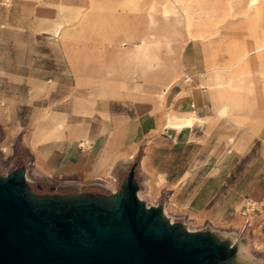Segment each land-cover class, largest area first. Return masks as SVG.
Instances as JSON below:
<instances>
[{"label": "crops", "instance_id": "obj_1", "mask_svg": "<svg viewBox=\"0 0 264 264\" xmlns=\"http://www.w3.org/2000/svg\"><path fill=\"white\" fill-rule=\"evenodd\" d=\"M61 1L40 0L36 8L38 16L54 17V6ZM14 84L24 85L23 91L11 92V97L7 98L13 104L14 121L17 118L16 122L31 126L32 130L37 112H66L67 126H72L68 133L65 128L64 138L39 143L36 150L28 143L32 136L25 134L22 158L33 165L25 172L28 181L47 183L64 192L86 191L88 195L108 198L123 189L133 171L135 181L145 183V189L141 190L146 197L148 180L156 177L164 184L161 194L170 193L169 200L176 194L181 208L169 210L177 218H171L167 211V220L171 218L172 224H179L185 231L210 233L218 242L244 246L243 264H264V213L258 215L251 226H239L240 218L243 222L240 210L245 202L264 198V139L260 135L264 133V112L258 114V128L249 130L251 138L247 144H243L245 136L237 142L240 151L228 149L217 162V152L212 149L218 150L221 145L213 147L218 138L208 137L206 133L209 116L217 114L204 111L205 103L198 92L193 94L195 103L189 105V98L174 100L169 89L167 109L177 103L178 110L162 109L153 113L144 109L145 103L113 98L97 101L93 111L88 106L85 111H79L76 104L79 99L74 96V111H71L58 104L63 95L59 82L49 88L39 81L11 80V86ZM192 107L196 108L198 116L205 118L202 122H195L190 130L162 129L167 112L188 114L186 111ZM21 129L22 126L15 132L16 137ZM11 139H14L12 135ZM207 141L213 142L212 145ZM129 151L133 154L126 157ZM115 155L119 157L112 164ZM169 203L162 206L167 210ZM154 206L152 202L148 209ZM161 215L163 217V213Z\"/></svg>", "mask_w": 264, "mask_h": 264}, {"label": "rangeland", "instance_id": "obj_2", "mask_svg": "<svg viewBox=\"0 0 264 264\" xmlns=\"http://www.w3.org/2000/svg\"><path fill=\"white\" fill-rule=\"evenodd\" d=\"M70 1L72 2L69 5H73L85 0ZM101 1L100 4L104 8L103 11H107L105 7L111 5L110 0ZM39 2L40 0H0V178L4 179L10 176L14 170H18L23 175L25 188L32 202L38 206L61 208L95 200L108 208H112L115 206L117 196L121 191L115 197L114 195L108 198L98 197L88 195L86 191L64 192L56 190L47 183H40V181H37L39 182L37 183L34 181L36 183L33 184L25 178L26 169L33 166L30 162L26 163L25 159L22 158L25 134L29 133L32 136L28 143L34 150H36L35 148L39 143L58 139L52 138L41 141L33 139L36 125L41 124L45 119V115L51 112H37V116L32 121V130L31 126H23L16 122L17 118L14 121L13 104L7 98L11 97V92L19 89L22 90L24 85L21 84L19 87V85L14 84L11 86V80L18 82L27 80L29 83L39 81L47 85V88L55 87L56 83L59 82L61 88H63V95L58 104L71 111H74L72 104L74 96L83 105L90 107V110L93 111L100 89L115 93L108 94L104 98H99L98 102L113 98H130L145 103L144 109L153 113L158 110L162 111V109L167 111L172 108L178 110L179 106H177V103L175 105L170 104L167 109V96H165L162 102L154 98L156 96L155 93L161 90V84L163 83L144 81V78L140 75V65L135 59L134 52L123 51L126 46L123 45L122 41L127 34L131 35L136 41L139 40L136 37L137 21L139 20L137 13L126 8L123 9L120 5H117L119 11H115V14H119V17L117 15V17L115 16L116 18L110 16L107 12L105 14V20L109 23L110 28L109 30L107 29L108 31L100 30L101 32H94L90 28H85L80 33H77L76 36H73L70 41H66L61 35L55 36L50 32L35 31L32 28L34 17H40L36 12ZM85 4L86 6H90L93 4V0H86ZM57 6L58 4L53 9L54 17L56 16ZM31 7L34 8V12L29 10ZM83 17L81 15V18ZM181 28L183 38L186 39V30L183 26ZM159 36L162 37V34L160 33ZM227 36L226 40L229 42L235 40L236 45L234 47L233 45L225 48L222 47L223 50L217 54L218 62L215 63L207 62L204 52L205 45L202 40H185L180 58L182 73L180 79L169 90V92L174 94V100L185 97L189 98V105L190 103H195L193 98L195 97V93L198 92L205 103L204 111L217 114L214 117L209 116L206 131L208 137L217 136L218 138L213 147L221 145L218 150L212 149V152H217V162L226 155L223 153L228 149H230L229 151H240L237 147V142L247 136L249 130L258 128L257 122L260 117L258 114L259 112H264V82L260 79L258 61L253 52L250 54L248 60L244 58L246 52H244L242 42H246L250 47H253V38L248 36L242 27L228 32ZM112 42H116L118 45L117 49L122 52L120 55H117V59H114V46ZM96 49L99 51V54L95 57L94 51ZM112 55L113 64L104 80L79 82V77H86L95 70L103 74L101 67L106 61L110 60ZM215 72L220 73L222 80L226 81V83L242 85L240 87H233L231 89L232 98L226 97L223 100V102L229 103L227 116H221L214 111V103L218 102V100L204 84L208 74L213 75ZM184 73L194 75V87L191 88L184 81ZM121 88H125L128 91H140V93L145 95V98L138 100L133 96L116 94V91L119 92ZM199 96L197 97L199 98ZM50 103L52 104L53 102L51 101ZM194 109L196 108H188V111ZM20 126H22L21 132L16 137L15 132L20 129ZM68 126H66L67 133L72 128L71 125ZM11 135L14 139H11ZM260 135L264 139V133L261 132ZM212 143L207 141L208 145H212ZM137 184L138 188L145 189L141 185V182ZM155 186H152L154 188L149 186L146 192H144L147 195L146 200L149 205L152 202L155 205H162L170 201L167 211L181 210L176 202V194L169 200L170 193L169 195L167 193L161 194L164 184L159 185L160 188L156 186L158 190ZM175 190L178 191L179 187H175ZM242 204L237 206L238 211ZM171 211H169L171 218H177ZM239 226L240 228L243 226L241 218ZM182 230L184 229L182 228Z\"/></svg>", "mask_w": 264, "mask_h": 264}, {"label": "bare ground", "instance_id": "obj_3", "mask_svg": "<svg viewBox=\"0 0 264 264\" xmlns=\"http://www.w3.org/2000/svg\"><path fill=\"white\" fill-rule=\"evenodd\" d=\"M71 2L70 0L61 1L57 6L55 17L42 18L35 16L32 28L35 31L50 32L55 36L61 35L64 40L70 41L73 36H76L77 33H80L85 28H90L94 32L100 30L108 31L110 28L109 23L105 20V14L107 12L110 16L115 17L117 15L115 11H119L117 5H120L123 9L132 10L139 17L136 30V37L139 40L136 41L131 35L127 34L125 38L123 37L124 40L122 41L123 45L126 46L123 51L134 52L135 59L140 65V75L144 78V81L163 83L161 84V90L155 93L156 96L154 97L159 102L164 100L167 91L180 79L182 73L180 58L185 40H202L205 45L204 52L207 62L215 63L218 62L217 54L223 50L222 47L225 48L229 45H233L234 47L236 45L235 40L230 42L226 40L228 32L235 31L240 27L247 32L248 36L253 38V47H250L246 42H242L244 52H246L244 58L248 60L250 54L252 52L255 53L259 64L260 79L264 82V0H110L111 5L105 7L107 11H103L104 8L100 4L102 2L101 0H93V4L90 6H86V0L81 3L78 2L77 4L69 5ZM29 10L34 12L33 7L29 8ZM81 15L84 17L81 18ZM123 18L126 19L125 17ZM120 22L123 23L122 21ZM181 26L185 28L188 39L183 38ZM160 33L162 37L159 36ZM112 45L114 46V59H117V55H120L122 52L117 49L118 45L116 42ZM98 54L99 51L96 49L94 56L96 57ZM112 57L113 55L101 67L103 74L95 70L86 77H79V82L104 80L113 64ZM194 79L193 74L184 73V81L191 88L194 87ZM204 84L218 100V102L214 103V111L218 112L221 116H227L229 103H225L223 100L226 97L229 99L232 98L231 89L235 86L240 87L242 85H232V83L224 82L218 72H215L213 75L208 74ZM112 93L115 92L100 89L98 92L99 96L96 97L94 103L95 107L99 98H104L106 95ZM116 94L133 96L138 100L145 98V95L140 93V91H128L125 88H121L119 92L116 91ZM76 104L79 111H85L84 108H87L80 101H77ZM186 112L189 113L176 114L174 112H168L161 126L162 129L176 128L190 130L193 128L195 122H202L205 119L198 116L196 110ZM67 120L66 112L47 113L44 121L36 125L33 139L41 141L44 139L64 138ZM249 138H251V135H247L243 139V144H247ZM133 152L129 151V153H125L126 157H130ZM121 153L122 151L120 153L118 152V154ZM118 157L119 155H115L112 164ZM153 178L148 180V185L150 187L156 185L160 188V180L156 179V177ZM144 185L145 183L143 182L142 186ZM156 186L155 188L157 189ZM142 191L141 188H138L137 195L143 202L145 208L148 209L150 205L146 197L142 195ZM160 208L163 213V218L167 219L169 214L166 208L162 205H160ZM169 222L172 223L171 218ZM224 254L226 258L217 259L216 262L218 264H243L246 250L242 245H232L229 242H224Z\"/></svg>", "mask_w": 264, "mask_h": 264}, {"label": "water", "instance_id": "obj_4", "mask_svg": "<svg viewBox=\"0 0 264 264\" xmlns=\"http://www.w3.org/2000/svg\"><path fill=\"white\" fill-rule=\"evenodd\" d=\"M131 171L116 204H34L23 175L0 178V264H218L224 242L147 209Z\"/></svg>", "mask_w": 264, "mask_h": 264}, {"label": "built area", "instance_id": "obj_5", "mask_svg": "<svg viewBox=\"0 0 264 264\" xmlns=\"http://www.w3.org/2000/svg\"><path fill=\"white\" fill-rule=\"evenodd\" d=\"M264 213V198L261 200L249 199L245 202L240 214L243 218V228L251 226L255 218Z\"/></svg>", "mask_w": 264, "mask_h": 264}]
</instances>
